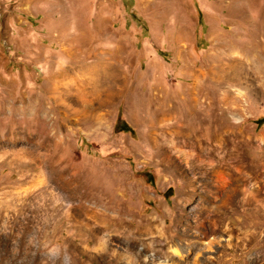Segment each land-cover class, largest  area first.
<instances>
[{"label": "rangeland", "instance_id": "1", "mask_svg": "<svg viewBox=\"0 0 264 264\" xmlns=\"http://www.w3.org/2000/svg\"><path fill=\"white\" fill-rule=\"evenodd\" d=\"M261 119L264 0H0V264H264Z\"/></svg>", "mask_w": 264, "mask_h": 264}, {"label": "bare ground", "instance_id": "2", "mask_svg": "<svg viewBox=\"0 0 264 264\" xmlns=\"http://www.w3.org/2000/svg\"><path fill=\"white\" fill-rule=\"evenodd\" d=\"M86 73L88 74H91L93 79L97 82V83H105L107 81H109L111 78H112V73H113V68L109 65V64H106L105 62L103 61H97L95 62L93 65H91L90 67H87L85 68L84 70ZM216 74V77L220 78V79H226L229 75L226 74V72L224 71V69L218 71L215 73ZM214 74V76H215ZM228 80V79H227ZM229 81V80H228ZM103 83V84H104ZM59 85V84H58ZM107 85V84H106ZM103 105V104H102ZM222 171V170H221ZM217 174L216 177L218 179H220V171H216ZM246 184V183H245ZM244 184V185H245ZM215 186L217 187V189H220L222 187L218 186V184H215ZM223 186V189L226 188V182H224V184L222 185ZM251 188V187H250ZM256 191V190H255ZM254 191L253 189H249L248 187H240V186H236L235 188L231 189L230 191H228V193L226 194V197L223 201V204L224 205H228L230 203H233V201H235L237 195H238V198H239V201H238V204L239 205H242V206H248V207H252L253 206V203L252 201L253 198H254ZM257 197V196H256ZM187 199V198H186ZM237 200V199H236ZM256 203V202H255ZM255 205V204H254ZM219 207L220 205H215V207ZM83 204L79 205V208L81 210L84 211V213H89L90 209L88 208H83ZM256 207V206H255ZM78 207H75L74 209L77 210V211H80ZM259 208V206H258ZM257 208V210H258ZM73 209V210H74ZM95 216L97 218H101L103 222H106V223H112V224H116L115 222H117L115 219L113 218H110L108 217L106 214L104 213H94ZM69 215V214H68ZM71 217V216H70ZM75 222V221H74ZM73 223V222H72ZM111 225V224H110ZM201 225V224H200ZM202 226V225H201ZM125 228V227H123ZM122 228V229H123ZM74 229L76 230V224H72V227L69 231L70 234L73 235V231ZM131 231V230H130ZM75 232V231H74ZM204 233V231H203ZM205 234H207V232L205 231ZM206 236V235H205Z\"/></svg>", "mask_w": 264, "mask_h": 264}, {"label": "trees", "instance_id": "3", "mask_svg": "<svg viewBox=\"0 0 264 264\" xmlns=\"http://www.w3.org/2000/svg\"><path fill=\"white\" fill-rule=\"evenodd\" d=\"M199 17L201 22V14L199 15ZM262 123H264V119L258 121V125H261ZM117 127L118 131L133 132V129L125 122H121L120 119L118 121Z\"/></svg>", "mask_w": 264, "mask_h": 264}]
</instances>
